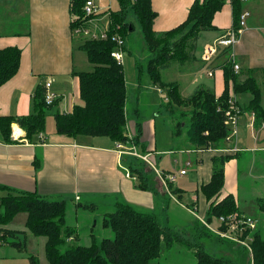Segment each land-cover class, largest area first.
I'll return each instance as SVG.
<instances>
[{
    "label": "crops",
    "instance_id": "obj_1",
    "mask_svg": "<svg viewBox=\"0 0 264 264\" xmlns=\"http://www.w3.org/2000/svg\"><path fill=\"white\" fill-rule=\"evenodd\" d=\"M193 1L150 0L151 7L156 12L153 30L158 33L166 32L180 24L186 18V13ZM94 3L101 10L110 8V0L107 6L106 0H94ZM69 8V0H0V49L15 46L21 51L16 75L0 86V115L28 114L35 87L47 79L52 80L50 89L56 94V99L50 106L55 109L49 112L50 115L70 112L74 104L80 103L79 82L74 71H83V67L85 68V52L75 42L79 37L72 33V15ZM243 9L249 12V16L246 28L233 49L235 60L240 67L235 75L241 81L253 76L260 90L263 91L264 78L260 76L264 77V0H247L243 4ZM212 23L216 29L200 32L193 45L200 59L203 47L233 25L231 0H224L221 10L215 12ZM193 55L194 51L193 54L190 51L188 59L182 64H187ZM225 57V54L220 52L208 63L207 73L212 71V76L206 73L210 77L208 80L202 77L197 80L190 78L191 83L195 82L199 87L210 89L215 97L221 95L224 90V79L223 70L219 65ZM192 92L185 95L180 92V94L185 98ZM229 92L233 93L231 89ZM235 96L242 107L246 106L250 98L249 94H235ZM15 126L20 130L17 136L14 132ZM11 127L13 128L11 137L14 141L5 143L0 140V184L12 191L35 192L43 197L56 196L62 198V201L70 200L74 205L67 208L66 214L68 212L75 215L76 230L79 225L78 215L81 213L88 218L96 217L92 211L99 204L114 209L117 201H125L140 210L151 212L156 209V205L163 203L161 193L169 195V198L174 199V203L180 205V207L172 205V208L166 205L165 208L179 217L186 234L192 233L193 223L200 222V219L204 221L207 216L209 202L199 188L210 178L213 152L196 151L186 137L184 139L179 135L173 137V140L179 139L184 145L179 148L181 156L175 155L176 151L172 149L157 150L155 131L152 129L151 121L139 123L130 118L127 119V134L133 137L134 142L137 141L136 145L141 152L154 150V152H160L159 156L168 155L171 167L163 166L159 169L186 170L185 174L178 175L177 180L169 185V192L153 171L152 175H149L148 167H145L147 173L144 176L147 188L137 187V175L130 172L131 176L128 177L124 171L129 170L131 159L123 156L120 160L113 149L114 141L105 139L103 136L78 135L70 138L56 134L54 131L50 136L44 134L43 140L39 143L25 139L23 130L16 123H12ZM233 140L236 141L239 150L232 152L236 154L222 166L224 182L218 199L226 194L233 195L237 210L245 216L256 217L258 230L264 234V218L257 212L260 210L256 204V199L264 195L262 124L255 125L249 112L244 110V114H241L239 118L237 137ZM230 145L227 144V146ZM35 157L40 160L38 169L34 167ZM151 158L154 161L159 158L158 164L163 161V157H154V154ZM180 158L184 165L179 168ZM192 165L195 172V189L189 195V203L182 204L180 200L186 190L180 185H185L187 182L181 180L187 175L186 168ZM245 179L252 181L259 179L262 183L261 189L251 193L250 200H246L241 195L242 183ZM251 187L254 186L251 184L249 188ZM81 200L84 202L81 203ZM87 211L90 213L85 214ZM16 220L19 219L13 218L7 228L22 229L23 226L21 227L19 222L15 223ZM260 220L263 222L260 223ZM23 223L25 227V222ZM65 225L75 229L66 219ZM171 225L178 226L175 223ZM23 230L25 231L26 227ZM74 232L76 233L75 230ZM106 232L108 233L106 237H112L109 234L111 231ZM76 234L80 237L79 233ZM92 235L93 230L89 229L87 237L89 241Z\"/></svg>",
    "mask_w": 264,
    "mask_h": 264
},
{
    "label": "trees",
    "instance_id": "obj_2",
    "mask_svg": "<svg viewBox=\"0 0 264 264\" xmlns=\"http://www.w3.org/2000/svg\"><path fill=\"white\" fill-rule=\"evenodd\" d=\"M85 0H69V11L72 15L71 28L75 17L81 15V7ZM243 0H231L233 25L237 24L240 11H243ZM119 8L116 12H110L112 26H119L118 33L124 40L129 37L134 26L128 21V14L135 16L145 50L150 54L146 69L152 82L159 88L166 87L168 90V107L172 105L188 108L187 123L181 124L178 120L173 126L174 135H179L185 129L186 140L194 147L201 149L211 148L212 172L209 180L202 183L199 190L208 200L207 216L196 221L192 226L191 236L207 237L212 243L223 246L222 251L234 253V249L240 250L244 255L245 264H264V234L258 226L251 242L252 255L235 242L219 235L217 229H225L226 225L220 226L217 219L231 211H237L233 195L226 194L218 199V194L223 186L224 163L236 153L222 151L228 135V128L223 125V114L217 111L218 104L225 103L229 90L234 94H249L250 98L242 110L254 113V123H264V90H260L253 76L241 81L232 70L229 61V49L221 52L225 58L221 65L223 70L224 90L221 95L215 97L214 92L208 88H196L185 98L179 92V85L174 82L163 81L160 70L169 66L171 60L179 59L185 62L197 37L202 31L215 30L212 23L215 12L221 10L224 0H194L186 18L177 26L166 32H155L153 20L156 12L152 9L150 0H118ZM114 24V25H113ZM109 33L113 31L109 30ZM183 35L173 40L177 34ZM79 47L85 52L92 68L88 71H74L79 82V96L81 102L74 104L70 112H58L54 114L56 134L66 137L78 135L103 136L112 141H126L127 116L126 101L127 90L123 75L122 63L111 56L115 43L110 38L104 40L81 39ZM172 40V41H171ZM182 53L173 56L179 50ZM21 51L15 46H6L0 49V86L16 75L19 67ZM217 56V54H216ZM48 80V79H47ZM46 80V81H47ZM51 80V79H50ZM35 87L30 101V111L26 115H0V140L5 143L14 141L11 137V124L16 123L29 142L43 140L46 110L49 105L45 104L46 87L44 84ZM52 80L49 85L51 90ZM185 127V128H184ZM137 142V141H136ZM152 150L151 152H153ZM131 159V158H130ZM35 169H38L40 160L33 159ZM129 172L137 175L136 186L146 189V171L130 164ZM131 174V173H130ZM149 188V187H148ZM9 192L0 196V245L7 243L11 247L24 250V236L26 231L33 235L46 237L45 253L49 264H159L152 260L159 258L161 246L171 248L176 242L185 238L179 232L169 226L162 225L156 214L140 210L125 201H117L114 210L105 213L102 217V227L111 230L112 237H104L99 241H92L88 245H70V240H77L78 235L74 230L65 225L67 210L66 201L49 200L45 197L27 191H12L5 185L0 184V190ZM258 210L264 215V196L256 199ZM19 212L26 213V231L7 228L14 216ZM241 213V212H240ZM243 214V213H242ZM249 216V215H248ZM253 217V216H251ZM256 219L258 224V219ZM23 239L19 240V237ZM181 243V242H180ZM225 244V245H224ZM190 247H193L190 245ZM195 255V264H235L223 257H216L205 252L202 246L197 245L192 251ZM30 264H38L34 256L28 258Z\"/></svg>",
    "mask_w": 264,
    "mask_h": 264
},
{
    "label": "rangeland",
    "instance_id": "obj_3",
    "mask_svg": "<svg viewBox=\"0 0 264 264\" xmlns=\"http://www.w3.org/2000/svg\"><path fill=\"white\" fill-rule=\"evenodd\" d=\"M109 0H106V6L109 4ZM118 0H110V10L112 12H116L119 8V3H117ZM107 19L106 21H108ZM128 21L132 22L134 28L130 32L129 37L125 40V47L122 49V66H123V75L124 80L126 84V90H127V101H126V116L127 119L141 122H152V129L155 131V138L157 142V150L162 149H172L176 152L175 155L181 156V152L179 151V148L183 147L184 145L181 144V140H173V137H178L177 135H174V125L178 120H182L181 124L184 122L187 123V116L182 115V113H187L188 108L184 106H177L175 104L172 105V110L168 107V90L166 87L159 88L157 85H155L152 80L150 79L146 65L148 62V59L150 58V54H148L145 50L143 40L140 34V28L139 24L133 15V13L128 14ZM114 25V24H113ZM115 26V25H114ZM183 34L179 33L173 40L176 38L179 39ZM172 41V40H171ZM76 44L79 46L81 44V41L79 39L75 40ZM178 52L175 53L173 56L179 55V53H182V51L177 50ZM194 51V55L192 59L186 64H182L181 60L179 59H173L171 60L168 67L160 70V75L163 81L170 82L174 81L178 85H180V92L182 94H188L189 92H192L194 88L198 86V84H195V82L191 83L190 78H199L202 77L205 80H208L207 76V66L208 63H204L195 52V50H192V54ZM85 54V53H84ZM86 54H85V68L83 67V71H88L92 68V64L86 60ZM184 63V62H183ZM261 78H264L263 76H260ZM195 80V79H194ZM191 83V84H190ZM188 96V95H187ZM186 97V96H185ZM81 102V100H80ZM264 105V99L262 100ZM52 109H55L53 107H49L46 110V122H45V130L44 134H47L50 136L51 133L55 131V122H54V115H50V111ZM12 126V124H11ZM12 128V127H11ZM185 128V127H184ZM13 129V128H12ZM13 132V130H12ZM11 132V133H12ZM139 130L136 132L138 134ZM172 135V137H170ZM179 136L181 138L183 137L185 139V129L180 131ZM105 139L110 140L109 138L105 137ZM187 139V138H186ZM173 140V141H172ZM141 144V143H140ZM147 144V142L145 143ZM143 145V144H141ZM160 152H154V157H163V161L159 162V158H157L155 161V165L161 167H171L170 159L167 157L168 155H160ZM166 153V152H164ZM131 164L133 166H136L139 169H142L145 171V167H148L146 164H144L141 160L137 158H131ZM178 167H183V160H179ZM194 166H188L187 169V175L186 177L181 180L187 182L185 185H178L182 186L183 189H185V194L183 195V198L180 200L182 204L189 203V195L194 192L195 189V176H194ZM150 169V168H149ZM149 175H152V171L150 170ZM247 180V181H246ZM250 183V185H249ZM241 184V182H240ZM254 186L249 188V186ZM243 190L241 192V195L244 196L246 200H250V196L252 192H255L259 190V188H262V183L258 179L257 181H252L250 179H245L242 183ZM0 193V195L7 194L8 191H3ZM156 196L158 195L157 192H155ZM244 194V195H243ZM161 198H163V203L156 205V209H154L153 212L158 217L159 221L162 225L169 226L172 230L179 232L180 236L185 238V242L180 241L178 243H174L171 248L166 249L165 244L163 243L161 246V252L159 255V258H156L152 260V263L159 262V264H195L196 258L192 251H194V247L197 245L202 246L205 252H208L211 255H214L216 257H223L227 260H231L235 264H245V261L242 259L244 258V255L241 254L240 250L237 251L234 249V253H230L228 251H222L224 248L220 244L212 243V240L208 239L207 237H196L191 236L190 233L186 234L183 231L184 225L179 221V217L176 214H172V212L167 211L165 208L166 205H169L170 208H172V205H175L177 207H180L179 204L174 203V199L169 198L165 193L160 194ZM165 195V196H164ZM264 196V195H263ZM49 200H61L62 198L56 197V196H48L45 197ZM67 203V208L74 205L70 200H65ZM83 203L84 201H80ZM163 206V207H162ZM114 209L106 208L102 204H99L92 212L96 215V217H89L83 216V214L78 215V221L79 225L76 230L75 225V215L74 214H68L67 217L65 216L66 221L74 226V230L76 233H79L80 237L78 236L77 240H70L66 243V246L70 245H88L92 241H99L102 238L107 236L106 231H111L110 229H107L105 227H102V217L105 213L111 212ZM262 218H264V215L257 211ZM90 213L89 211L85 212ZM177 213V211H176ZM26 213L25 212H19L17 213L14 218L16 217L15 223L19 224L21 223V228H17L18 230L25 229L24 223L26 220ZM97 220V222H95ZM263 221L260 220V223ZM175 223V225H178L176 227H173L171 224ZM264 228V226H263ZM93 230V235L91 237V241L87 239L88 237V231ZM26 231V230H25ZM110 235L111 232L109 233ZM23 239V236L19 237V240ZM25 241V248L24 250H19L17 248L11 247L9 244L4 243L0 245V264H30V256H34L38 264H49L46 253H45V242L46 237L44 236H37L33 235L31 232L27 231L24 236ZM192 245L193 247H190ZM225 245V244H224Z\"/></svg>",
    "mask_w": 264,
    "mask_h": 264
},
{
    "label": "built area",
    "instance_id": "obj_4",
    "mask_svg": "<svg viewBox=\"0 0 264 264\" xmlns=\"http://www.w3.org/2000/svg\"><path fill=\"white\" fill-rule=\"evenodd\" d=\"M110 12V8L101 10V8L94 3V0H85L81 7V15L78 18L75 17L74 25L71 30L74 36L81 39L104 40L110 38L115 43V47L110 54L115 60L121 63L124 40L120 37L117 31L119 30V26L111 25V19L109 18ZM240 12L236 25H232L228 29H225L219 36L212 40L211 43L203 47L200 55L203 62H211L216 57V54L220 53L223 49L228 48V56L229 61L232 63V70L234 73L239 71L240 67L235 60L233 49L238 42L240 35L246 28L245 25H247L246 22L249 16V12L245 9ZM107 19L109 20L106 21ZM109 30L113 31V33H109ZM207 74L208 76H212V71H208ZM50 82L51 80L48 79L44 84V87H46L45 104L47 105L51 104L56 96L54 92L51 90L49 91ZM217 109V111H220L223 114V125L229 130L228 135L224 138L226 146L222 148V151L236 152L239 149L236 141L233 139L237 137L239 118L241 114H244V110H242L243 108L234 93H229L225 103L218 104ZM249 115L251 120H254V113L252 111H249ZM262 128L264 129V123L262 124ZM227 144L231 145L227 146ZM113 149L117 152V157H119L120 160L123 156L137 158L149 166V170L153 171L157 179L161 181L160 183L164 185L168 192L170 189L169 185L177 180L178 175L186 173L185 169H174L170 171L159 169V167L153 162L154 159L151 158L154 151L141 152L129 133L126 141H115ZM195 150L199 152L205 151L201 148H195ZM206 150L211 151L213 149L208 148ZM124 171L126 176H131L128 169H125ZM217 223L220 226H222V224L226 225L225 229L220 228L216 230L219 235L235 242L240 247H244L249 254L252 255L251 242L254 238V232L257 229L256 219L248 215L245 216V214L237 211H231L228 214L220 215L217 219Z\"/></svg>",
    "mask_w": 264,
    "mask_h": 264
},
{
    "label": "bare ground",
    "instance_id": "obj_5",
    "mask_svg": "<svg viewBox=\"0 0 264 264\" xmlns=\"http://www.w3.org/2000/svg\"><path fill=\"white\" fill-rule=\"evenodd\" d=\"M14 132H15V135L17 136L19 134L20 130L15 126L14 127Z\"/></svg>",
    "mask_w": 264,
    "mask_h": 264
}]
</instances>
